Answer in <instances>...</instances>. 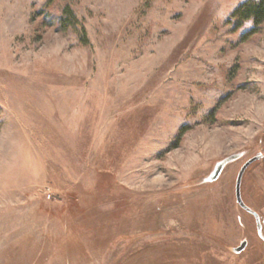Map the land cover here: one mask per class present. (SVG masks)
<instances>
[{"label":"rangeland","instance_id":"obj_1","mask_svg":"<svg viewBox=\"0 0 264 264\" xmlns=\"http://www.w3.org/2000/svg\"><path fill=\"white\" fill-rule=\"evenodd\" d=\"M250 1L0 0V264H264Z\"/></svg>","mask_w":264,"mask_h":264},{"label":"trees","instance_id":"obj_2","mask_svg":"<svg viewBox=\"0 0 264 264\" xmlns=\"http://www.w3.org/2000/svg\"><path fill=\"white\" fill-rule=\"evenodd\" d=\"M236 27H241L247 22L258 28L264 24V0L246 2L238 7L233 16Z\"/></svg>","mask_w":264,"mask_h":264},{"label":"water","instance_id":"obj_3","mask_svg":"<svg viewBox=\"0 0 264 264\" xmlns=\"http://www.w3.org/2000/svg\"><path fill=\"white\" fill-rule=\"evenodd\" d=\"M255 161V159H252L250 161H248L240 170L238 178H237V182H236V196H237V201L239 203V205L243 208H245V203L242 199V192H241V188H242V181H243V177L244 174L246 172V170L248 169V167ZM245 248V245H243L240 250H243Z\"/></svg>","mask_w":264,"mask_h":264}]
</instances>
